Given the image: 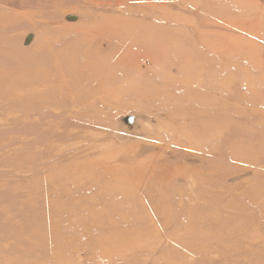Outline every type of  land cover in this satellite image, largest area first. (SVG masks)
<instances>
[{
    "label": "rangeland",
    "instance_id": "1",
    "mask_svg": "<svg viewBox=\"0 0 264 264\" xmlns=\"http://www.w3.org/2000/svg\"><path fill=\"white\" fill-rule=\"evenodd\" d=\"M0 264H264V0H0Z\"/></svg>",
    "mask_w": 264,
    "mask_h": 264
}]
</instances>
